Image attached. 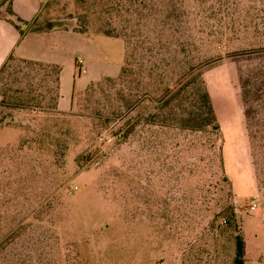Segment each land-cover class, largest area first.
Here are the masks:
<instances>
[{
	"label": "rangeland",
	"instance_id": "1",
	"mask_svg": "<svg viewBox=\"0 0 264 264\" xmlns=\"http://www.w3.org/2000/svg\"><path fill=\"white\" fill-rule=\"evenodd\" d=\"M19 1L34 22L0 73V264H232L236 235L264 264V0ZM22 55L59 67L58 98L52 65ZM202 88L215 128L185 131Z\"/></svg>",
	"mask_w": 264,
	"mask_h": 264
},
{
	"label": "trees",
	"instance_id": "2",
	"mask_svg": "<svg viewBox=\"0 0 264 264\" xmlns=\"http://www.w3.org/2000/svg\"><path fill=\"white\" fill-rule=\"evenodd\" d=\"M122 1L124 2V6H125V3L127 2V0H122ZM128 2L130 4V7H133V4L135 2L133 4H132L131 0H129ZM9 6H10V2H9ZM134 8H139V2L134 4ZM126 9H127L126 11L121 10L117 14H119L122 17V16H126V15L132 13V11H130L129 7H127ZM10 12H11V9H10ZM137 12L138 11H135V14ZM104 13L107 16V19H109L110 21H112V19H113L112 13L113 12H111L109 10H105ZM6 17H8V21L11 22L15 26V28H17L18 30H20V27H19V22L20 21H19V19L14 18V16H13L12 13L8 14ZM51 26L50 27H47V29H50ZM115 27L116 26H114V28L112 30L103 31L104 36L110 37V38L117 37L118 35L117 34H114V32H117V30L115 29ZM29 32H40V29L39 28H34L33 30H29ZM173 34L174 33H171V35H170V40L171 41H172V38H173V36H172ZM186 43L187 44H184L185 46L186 45L187 46H190V43L189 42L186 41ZM168 44H169V41L167 42V45ZM13 60H15V58L9 57L7 59V61L3 64V66L0 68V73H2L4 71V69L6 68V66L10 62H12ZM17 60H20L22 63H25L27 65H31V66H41V65L44 64V63L35 62V61H28V60H21V59H17ZM46 65H52V64H46ZM51 68L53 69L54 76H55L54 77V82L56 84V89H54V91H55V98H58V95H59V87L58 86H59V72H60V70H59V67L56 66V65H52ZM126 69L127 68H125V69L123 68L122 69L121 76L117 79V81H120V79L126 75V73H127ZM191 85H192V82L191 83L184 82L181 85L179 84V86H180L179 89H183L185 91ZM184 91L180 90L179 92H177V95L180 94L182 96V94H183L182 92H184ZM88 92H90V90H87L86 91V93H88ZM185 93H186L185 94V96H186L187 95V92L185 91ZM202 93H203L202 94V101L204 102V104L206 106V111H207V113L204 114V116H206V117H203V115H201L200 113L197 116H195V114H194L193 116H195V117H194L193 121L190 120V122L191 123L193 122V123L191 125H188L186 127L185 131H190L191 132L192 130H196L197 132H201V130L203 128L208 127V126H211L212 127L211 129H214L215 128V117H214V114H213V109H212V106H211V103H210V100H209L208 93L203 88H202ZM34 100H36V98ZM1 102L4 105L19 106L15 102H13V97L12 98L11 97H8V99H4ZM212 132H215V131H212ZM218 158H219V156H218ZM219 160H220V158L218 159V163H219ZM233 217L235 219L234 212H233ZM234 246H235V254H234V258H233L232 264H244L245 263V258H244V243H243V239H242V237L240 235H236L235 236V245Z\"/></svg>",
	"mask_w": 264,
	"mask_h": 264
},
{
	"label": "crops",
	"instance_id": "3",
	"mask_svg": "<svg viewBox=\"0 0 264 264\" xmlns=\"http://www.w3.org/2000/svg\"><path fill=\"white\" fill-rule=\"evenodd\" d=\"M9 2H10L11 13L13 14L14 18L17 19L22 18L25 19L26 21L30 20L31 23L34 22V18H31L32 16L26 15L27 11L21 6L19 0H9ZM54 30L56 29L49 31L53 32ZM18 31L20 30L15 28V26L8 21V17L6 16L0 17V68L3 66V64L7 61L9 57H13L12 55L14 54L13 52L15 51L17 42L19 41V39L21 40L23 38V35L19 34ZM49 31H41L40 33L49 32ZM49 38L51 39L52 37ZM16 59L35 61V62H41L44 64L53 65V63H49L50 60H45L42 58L41 59L30 58L29 56L22 55Z\"/></svg>",
	"mask_w": 264,
	"mask_h": 264
},
{
	"label": "water",
	"instance_id": "4",
	"mask_svg": "<svg viewBox=\"0 0 264 264\" xmlns=\"http://www.w3.org/2000/svg\"><path fill=\"white\" fill-rule=\"evenodd\" d=\"M50 26H51V24H48V25H46V27H44V28H39V29H40V32L43 31V30H46L47 27H50ZM57 26H58V25L55 23V24H53V25L51 26L50 29H52L53 27H57Z\"/></svg>",
	"mask_w": 264,
	"mask_h": 264
}]
</instances>
